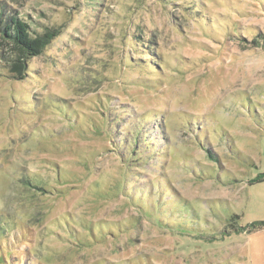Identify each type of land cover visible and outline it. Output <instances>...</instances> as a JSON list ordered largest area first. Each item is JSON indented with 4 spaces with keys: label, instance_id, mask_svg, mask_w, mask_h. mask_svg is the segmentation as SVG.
<instances>
[{
    "label": "rangeland",
    "instance_id": "obj_1",
    "mask_svg": "<svg viewBox=\"0 0 264 264\" xmlns=\"http://www.w3.org/2000/svg\"><path fill=\"white\" fill-rule=\"evenodd\" d=\"M2 6L0 264H264V0Z\"/></svg>",
    "mask_w": 264,
    "mask_h": 264
},
{
    "label": "trees",
    "instance_id": "obj_2",
    "mask_svg": "<svg viewBox=\"0 0 264 264\" xmlns=\"http://www.w3.org/2000/svg\"><path fill=\"white\" fill-rule=\"evenodd\" d=\"M5 9L0 13V35L13 48L9 57L10 71L16 79L27 75L28 60L41 55L51 42L60 34L56 28H48L45 32L32 35L29 24L18 15H10L4 19ZM5 57V56H4ZM264 221L255 222L254 227L263 225ZM258 225V226H257Z\"/></svg>",
    "mask_w": 264,
    "mask_h": 264
}]
</instances>
